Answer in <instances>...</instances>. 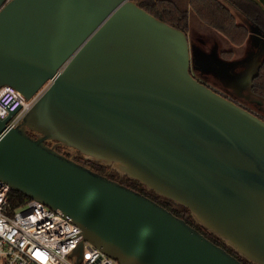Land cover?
Segmentation results:
<instances>
[{
	"label": "water",
	"instance_id": "water-1",
	"mask_svg": "<svg viewBox=\"0 0 264 264\" xmlns=\"http://www.w3.org/2000/svg\"><path fill=\"white\" fill-rule=\"evenodd\" d=\"M216 67L136 0H0V88L31 99L49 85L18 126L0 118V180L80 226L79 260L88 241L120 264H245L58 147L264 264V119L192 72Z\"/></svg>",
	"mask_w": 264,
	"mask_h": 264
},
{
	"label": "built area",
	"instance_id": "built-area-1",
	"mask_svg": "<svg viewBox=\"0 0 264 264\" xmlns=\"http://www.w3.org/2000/svg\"><path fill=\"white\" fill-rule=\"evenodd\" d=\"M48 86L31 99L12 86L0 88V118L10 117L9 129L21 123ZM11 191L0 180V264H120L88 241L79 260L75 251L84 239L80 226L34 199L14 207Z\"/></svg>",
	"mask_w": 264,
	"mask_h": 264
},
{
	"label": "trees",
	"instance_id": "trees-1",
	"mask_svg": "<svg viewBox=\"0 0 264 264\" xmlns=\"http://www.w3.org/2000/svg\"><path fill=\"white\" fill-rule=\"evenodd\" d=\"M140 7L152 14L157 19L169 24L170 26L184 31L190 35L192 32V22L190 14L193 13L197 19L212 30L226 37L233 47H242L250 37L249 29L237 22L235 15L230 7L237 10L244 16L257 32L264 36V0H136ZM235 55L234 50L224 51L221 56L231 61ZM199 69H193V74L198 73ZM194 74V76H195ZM196 77V76H195ZM197 78V77H196ZM200 80V79H199ZM207 84L204 81H201ZM251 91L264 98V60L262 61L257 74L252 78ZM51 144V143H49ZM58 151L67 156H76V161L86 165L92 170L102 175L108 176L110 179L121 182L122 184L132 188L142 194L155 200L168 210L172 211L178 217L184 219L188 224L198 229L207 238L215 244L224 247L228 252L232 253L245 264L249 263L245 258H241L226 243L211 233L209 230L198 225L194 220L191 212L186 207L176 204L173 201L157 195L155 192H149L144 185L136 180H132L127 176L121 177L115 170H110V166L104 167L99 162L87 160L77 151H72L67 147H58ZM30 198L14 190L10 193V200L14 207H18Z\"/></svg>",
	"mask_w": 264,
	"mask_h": 264
},
{
	"label": "rangeland",
	"instance_id": "rangeland-1",
	"mask_svg": "<svg viewBox=\"0 0 264 264\" xmlns=\"http://www.w3.org/2000/svg\"><path fill=\"white\" fill-rule=\"evenodd\" d=\"M230 10L237 22L250 30V38L242 47H233L226 37L204 25L193 13L190 14L193 27L189 35L192 55L212 58L217 64L216 69L211 72L199 71L194 74L218 93L236 100L243 107L264 118V98L251 91L252 78L257 74L264 59V36L258 34L256 28L237 10L232 7ZM229 50L235 52L231 61L221 56L222 52ZM110 170L113 169L110 167Z\"/></svg>",
	"mask_w": 264,
	"mask_h": 264
},
{
	"label": "flooded vegetation",
	"instance_id": "flooded-vegetation-1",
	"mask_svg": "<svg viewBox=\"0 0 264 264\" xmlns=\"http://www.w3.org/2000/svg\"><path fill=\"white\" fill-rule=\"evenodd\" d=\"M262 118H263V117H262ZM263 119H264V118H263ZM29 133H30L31 136H35V135H36L34 132H31V131H30ZM248 262H249V261H248ZM249 263H251V262H249ZM251 264H252V263H251Z\"/></svg>",
	"mask_w": 264,
	"mask_h": 264
},
{
	"label": "crops",
	"instance_id": "crops-1",
	"mask_svg": "<svg viewBox=\"0 0 264 264\" xmlns=\"http://www.w3.org/2000/svg\"><path fill=\"white\" fill-rule=\"evenodd\" d=\"M248 28V27H247ZM250 31V30H249ZM250 38V37H249ZM201 56V55H200ZM236 101V100H235ZM243 106V105H242ZM251 110V109H250Z\"/></svg>",
	"mask_w": 264,
	"mask_h": 264
}]
</instances>
